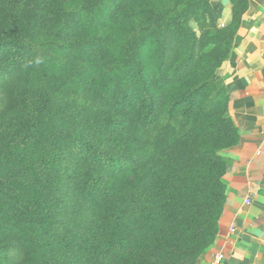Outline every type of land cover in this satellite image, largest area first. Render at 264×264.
<instances>
[{"label": "trees", "instance_id": "trees-1", "mask_svg": "<svg viewBox=\"0 0 264 264\" xmlns=\"http://www.w3.org/2000/svg\"><path fill=\"white\" fill-rule=\"evenodd\" d=\"M212 1L74 0L64 10L77 23L69 27L55 16L45 38L22 16L0 6V49L10 53L9 60H0V234L5 235L0 264H163L160 247L127 250L125 239L115 236L113 229L124 226L134 210L132 200L117 194L127 197L151 170L187 166L196 155L191 143L212 132V124H222L221 132L237 137L236 128L223 125L217 114L223 99L228 101L217 71L231 56L249 0H229L231 21L226 27L219 26ZM103 15L119 25L115 42L109 34L88 38ZM191 22L197 23L199 34ZM59 29L82 39L62 40ZM146 49L148 58L143 56ZM89 55L108 62L93 61L91 67ZM57 81L71 88L65 97L70 104L96 116L104 114L91 119V129L116 131L115 141L125 146L124 154L99 149L51 114L50 107L61 97L52 87ZM170 87L183 90L172 94ZM210 89L216 102L208 112L196 101ZM30 97L39 104L25 117ZM5 114L11 118L5 119ZM153 130L156 156L147 154ZM70 145L83 152L79 162L85 169L73 191L80 208L76 204L73 210L103 216L110 232L106 242L100 237L92 244L79 236L69 240L58 226L64 200L57 185V161ZM57 250L61 254L54 256Z\"/></svg>", "mask_w": 264, "mask_h": 264}, {"label": "rangeland", "instance_id": "rangeland-1", "mask_svg": "<svg viewBox=\"0 0 264 264\" xmlns=\"http://www.w3.org/2000/svg\"><path fill=\"white\" fill-rule=\"evenodd\" d=\"M72 1L74 0H0V6L12 10L17 16H22L24 22H30L37 32L41 31L39 35L45 38L44 36L49 34L50 25L52 27L54 25L55 16L57 21L64 22L62 24H67L69 27L77 23L75 18H70L64 10L65 4L68 8ZM222 1L214 0L210 3L212 13L216 18H219ZM102 18L97 30H91L88 38L94 37L97 33L100 36L109 34L112 42L117 41L116 34L119 25L115 21L110 22L109 19H105V15ZM111 24L114 26L113 29H110ZM191 27L197 34L200 33L196 22H191ZM123 28L130 29L132 26L125 25ZM59 30L62 40L82 39L81 35H73L70 30ZM149 50L146 49L143 53L146 58L149 57ZM89 58L92 62L89 63L91 67H95V63L98 62L100 64L108 62L107 59L101 61L93 55H89ZM9 59V50L0 49V60ZM52 87L57 89V94L61 97L50 107L51 114L75 127L99 149L108 151L114 156L125 153V146L115 141L116 131L108 130L101 133L91 129V119H100L104 114L96 116L77 103L70 104L65 97L71 88L61 87L60 81L54 83ZM182 90L183 88L180 87L168 89L172 94H178ZM93 94L96 98V91ZM215 102V91L210 89L196 101V104L209 112ZM38 104V100L35 101L33 97H30L26 103L25 117H30L33 108ZM218 110L220 121L225 122L223 125L226 124L228 127L232 125L236 128L237 137H229L225 132H221V123V125L215 123L216 126L212 124L210 125L212 132L198 138L199 140L196 138V141L191 143L190 146L195 148L196 155L187 166L174 170L159 169L156 172L151 170L143 179L136 181L134 188L130 189L126 195L127 197L123 193L117 194L119 199L132 200L134 207L124 226L118 229L112 228L116 231L115 236L125 239L123 246L127 250L140 247L142 250L149 251L160 247V259L163 264H210L212 256L221 250L224 228L231 217L225 174L229 168L231 151L239 146L243 133L233 119L229 96L227 102L223 99ZM4 116L5 119L11 118L8 114ZM155 132L156 130H153L152 136H148L147 145V154L154 156L157 155L158 148ZM68 142L67 140L65 145H68ZM63 151L64 153L57 161L58 178L61 181L57 185L59 196L64 200L62 204L60 203L59 208L61 209L57 212L58 226L60 230L65 231L64 234L69 240L79 236L85 244H92L97 237H100V240L106 242L110 232L107 231L109 226L104 227L103 216L89 213L82 208L77 212L73 210L76 204L80 208L78 199H73V191L74 185L83 178L82 172L85 169L80 166L79 162V156L83 152L72 145L65 147ZM101 173L103 181L110 184L112 180L106 171H101ZM100 181L106 185L102 180ZM185 181H187L186 184ZM120 189L123 190L122 192L125 191L123 188ZM4 237L5 235L0 234V257H3L5 251ZM119 243L116 245L117 250L120 248ZM52 254L57 256L61 252L57 250Z\"/></svg>", "mask_w": 264, "mask_h": 264}, {"label": "crops", "instance_id": "crops-1", "mask_svg": "<svg viewBox=\"0 0 264 264\" xmlns=\"http://www.w3.org/2000/svg\"><path fill=\"white\" fill-rule=\"evenodd\" d=\"M230 21V2L223 0L219 26ZM218 74L227 84L233 119L243 133L225 174L231 217L220 251L228 264H264V0H249L234 49ZM248 197L252 202L245 205ZM233 221L237 232L227 238Z\"/></svg>", "mask_w": 264, "mask_h": 264}, {"label": "built area", "instance_id": "built-area-1", "mask_svg": "<svg viewBox=\"0 0 264 264\" xmlns=\"http://www.w3.org/2000/svg\"><path fill=\"white\" fill-rule=\"evenodd\" d=\"M251 202H252L251 197H248L244 201V204L250 205ZM237 229H238L237 223H236V221H233L230 225V228H229V231L227 234V238H230L231 236H233L237 232ZM211 264H228V259H227L225 252H223V251L216 252L212 256Z\"/></svg>", "mask_w": 264, "mask_h": 264}]
</instances>
